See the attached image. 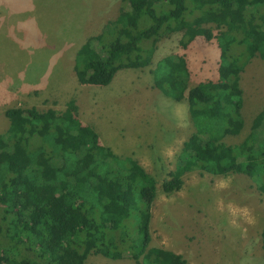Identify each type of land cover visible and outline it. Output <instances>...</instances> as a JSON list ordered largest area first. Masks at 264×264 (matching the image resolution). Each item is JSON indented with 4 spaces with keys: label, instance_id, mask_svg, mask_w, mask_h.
Returning a JSON list of instances; mask_svg holds the SVG:
<instances>
[{
    "label": "trees",
    "instance_id": "obj_1",
    "mask_svg": "<svg viewBox=\"0 0 264 264\" xmlns=\"http://www.w3.org/2000/svg\"><path fill=\"white\" fill-rule=\"evenodd\" d=\"M175 33L184 50L196 37L215 40L218 80L188 86L184 53L161 58L151 70L166 96L186 99L194 126L162 192L180 190L182 176L196 170L247 174L264 193V105L239 143L225 142L245 123L239 72L252 57L264 62V0H120L116 17L78 47L76 78L107 85L120 69L150 65L158 41ZM4 114L0 264H85L90 254L187 264L181 254L150 245L154 177L100 144L74 99L62 111L17 106ZM260 235L264 257V224Z\"/></svg>",
    "mask_w": 264,
    "mask_h": 264
},
{
    "label": "rangeland",
    "instance_id": "obj_2",
    "mask_svg": "<svg viewBox=\"0 0 264 264\" xmlns=\"http://www.w3.org/2000/svg\"><path fill=\"white\" fill-rule=\"evenodd\" d=\"M119 5L120 0H0V73L5 75L0 79L15 86L12 92L19 94V98L0 105V133L5 132L9 124L4 114L6 108L34 106L41 111L47 108L62 111L66 101L77 99L79 118L88 124L100 119V143L120 157L135 159L154 177L156 196L149 224L151 246L179 253L187 264H264L260 235L264 224V193L247 174L213 175L193 170L182 176L180 190L169 195L161 190V183L168 177L170 168L165 160L168 159L165 158L166 148L175 136L163 143L165 136L159 137L158 133L168 135L173 132L182 138L177 142L178 150L191 130L184 114L185 107L189 113L186 101L183 102L185 106L176 104L157 88L147 94L141 82L146 72L124 76L133 84H122V89L115 86L122 81L120 77L115 79V85L104 88L80 84L71 72L75 50L89 36L99 33L108 20L116 17ZM14 24L23 28L18 36L20 40L13 38L11 29L8 30ZM179 38L180 33L162 37L153 54V62L169 54L184 53L190 69L188 86L199 81L218 80L219 50L215 40L196 37L184 50L178 44ZM238 82L243 91L245 123L238 134L226 136L227 144L239 143L246 136L253 116L264 105L263 60L252 57L239 72ZM5 83L0 82L1 88ZM39 84L49 89L58 85L61 91L25 94L26 88ZM114 86V91L107 90ZM97 87L101 88L96 96L94 88ZM123 90L135 93L134 108L122 109L118 96L123 97ZM43 96H47L46 102L41 101ZM132 96L130 94V99ZM92 101L96 107L102 106L99 114ZM137 106H140L138 111ZM146 111L149 116L145 115L141 120ZM137 112L138 117L131 116ZM148 130L155 138L153 141L149 139V133H144ZM136 134H144L143 143H134ZM133 147L140 151L139 159L132 155ZM85 264L140 263L130 258L114 260L101 254H90Z\"/></svg>",
    "mask_w": 264,
    "mask_h": 264
},
{
    "label": "crops",
    "instance_id": "obj_3",
    "mask_svg": "<svg viewBox=\"0 0 264 264\" xmlns=\"http://www.w3.org/2000/svg\"><path fill=\"white\" fill-rule=\"evenodd\" d=\"M1 7H2V9H3V6L1 5ZM11 29V33H12V37L14 38V37H17V40H20V38L18 37L20 34H21V32L23 31V28H20V27H18V25L17 24H14V25H12V26H10L9 27V29L8 30H10ZM24 34H26V31L23 33V35ZM78 49V48H77ZM77 49L75 50V53H76V51H77ZM61 56V55H60ZM166 56H168V55H166ZM72 57H73V60L71 61V66L73 67V65H74V59H75V54L74 55H72ZM163 57H165V56H163ZM163 57H160V58H158L155 62H153V59L155 58V55H153V58H152V63L151 64H154L155 65V63L158 61V60H160L161 58H163ZM185 59H186V63H187V67H188V70H190L189 69V63H188V58H187V55H185ZM150 64V65H151ZM154 65H153V67H149V69H147V70H145V68H147L148 66H145V67H140V68H123V69H120V70H118V71H116V73L114 74V76H113V78H112V80H111V82L109 83V84H107V85H103L104 86V88H110V87H112L113 85H115V79L116 78H118L119 79V77L122 79V81H120V82H118L115 86H116V88H120V89H122V87L124 86V85H129V84H133L132 82H130V81H128L126 78L124 79V76H126V75H128V74H132V75H135V73H139V72H146L147 74L145 75V76H142L144 79L143 80H141V82H142V87H143V90H145V92L147 93V94H151V89L152 88H157L155 85H154V79H153V74H152V72H151V70L154 68ZM55 68V67H54ZM0 71H2V67H1V69H0ZM71 72H74V68H72V71ZM54 73V72H53ZM75 73V72H74ZM56 75V74H55ZM3 76H5V75H3L2 73H0V78L1 77H3ZM139 76L140 75H137V77L139 78ZM210 80V79H209ZM206 81V80H205ZM0 82H2V83H5L4 82V80H2V79H0ZM200 82V81H199ZM123 84V86L121 87V85ZM197 84V83H196ZM88 86H97V85H88ZM98 86H100V85H98ZM115 86H114V88L113 89H107V90H109V91H114L116 88H115ZM15 87V86H14ZM13 86H10V84L9 83H5L3 86H2V88H1V86H0V105L3 103V102H7V101H9V100H13V99H15V98H19V94H16V93H14V92H12L13 91V88H14ZM98 88H101V87H97V88H94L95 89V94L94 95H96L97 96V94H96V92L98 91ZM158 89V88H157ZM51 90H53V91H51ZM160 90V89H159ZM16 91L17 92H19V89H16ZM30 91H32L33 93H35V92H40V93H49V92H60L61 91V88L60 87H58V85H57V87L56 88H46L45 87V85L43 86L42 84H39V85H37V86H32V87H30V88H26V95H28L27 93L28 92H30ZM161 91V90H160ZM162 92V91H161ZM123 97L122 96H118V99L119 100H121L122 101V109L123 108H128V109H132V108H134V106H132V101H133V98H134V96H135V93H128L127 91H125V90H123ZM163 93V92H162ZM130 94L131 95H133L132 96V99H130ZM164 94V93H163ZM43 95V94H42ZM165 95V94H164ZM166 96V95H165ZM168 97V96H167ZM170 98V97H169ZM171 100H174V99H172V98H170ZM48 99H47V96H43L42 97V100L41 101H44V102H46ZM54 101V100H53ZM101 101H102V97H101ZM175 101V103L176 104H180V103H182V106H185V103H183L184 101H186V99L184 98V99H182V100H180V101H176V100H174ZM187 102V101H186ZM75 103H76V105H77V107H78V116H80V104H79V101L77 100V99H75ZM92 104H93V101H92ZM15 107H17V106H15ZM93 107H94V110L99 114L100 113V110L102 109V106H100V107H96L94 104H93ZM139 107L140 106H137V107H135V109H136V111H138L139 110ZM185 110H184V114H185V116H187V118L186 119H189V122H190V126H191V130H190V133L188 134V136L186 137V140L189 138V136L192 134V132L194 131V126H193V124H192V121H191V119H190V115H189V113H188V108H184ZM188 114V115H187ZM145 115H147V116H149V113L146 111V112H144L142 115H141V120H142V118L145 116ZM132 117H138V112H137V114H133V115H131ZM185 116H183V117H185ZM80 120L83 122V123H85V124H88L87 122H84L81 118H80ZM176 121H178V118L176 117ZM146 123H148V122H146ZM96 132H97V134H98V136H99V142H101V127H100V119H99V121L98 122H95V123H92V124H89ZM151 130H148V132H144L145 134L147 133H149V139H151L152 141L155 139L154 138V136L151 134V132H150ZM174 131H176V130H174ZM130 132V131H129ZM131 133V132H130ZM154 133V132H153ZM173 132H170V134H168V135H165V134H162V133H158V136L159 137H163V136H165V140H164V142L163 143H165V142H167V141H169V140H171L174 136V138H173V143L169 146V147H167L166 148V150H168V154L166 155V157L165 158H168V159H165L166 160V163H167V165L168 166H170V168L168 169V172H170V171H172V170H174V168H175V165H176V162H177V157H178V155H179V153H180V151H181V149H182V146H183V143L186 141V140H183V142H182V144H181V146H179V148H178V150H177V142L179 141H182V138H180V137H177L176 136V134H172ZM145 137H144V134H136L135 135V137H133V139H134V143H138V142H144V139ZM101 144V143H100ZM161 147H162V143H161ZM160 147V148H161ZM132 152V155H134V156H136L137 158H138V156L140 155V151L137 149V148H135V147H133V150L131 151ZM139 159V158H138ZM166 165V166H167Z\"/></svg>",
    "mask_w": 264,
    "mask_h": 264
}]
</instances>
